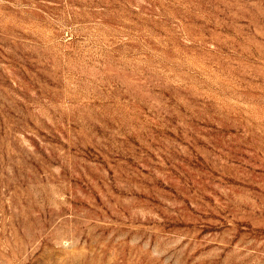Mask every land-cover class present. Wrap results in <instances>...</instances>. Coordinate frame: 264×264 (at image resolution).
Listing matches in <instances>:
<instances>
[{
	"label": "rangeland",
	"instance_id": "rangeland-1",
	"mask_svg": "<svg viewBox=\"0 0 264 264\" xmlns=\"http://www.w3.org/2000/svg\"><path fill=\"white\" fill-rule=\"evenodd\" d=\"M0 264H264V0H0Z\"/></svg>",
	"mask_w": 264,
	"mask_h": 264
}]
</instances>
